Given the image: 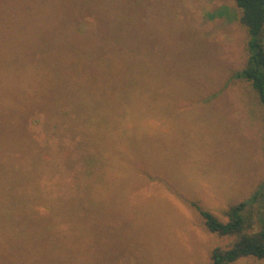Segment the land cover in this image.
<instances>
[{"label":"rangeland","instance_id":"1","mask_svg":"<svg viewBox=\"0 0 264 264\" xmlns=\"http://www.w3.org/2000/svg\"><path fill=\"white\" fill-rule=\"evenodd\" d=\"M240 17L235 0H0V264H212L231 237L193 203L224 221L264 183ZM250 211L259 230L264 199Z\"/></svg>","mask_w":264,"mask_h":264},{"label":"trees","instance_id":"2","mask_svg":"<svg viewBox=\"0 0 264 264\" xmlns=\"http://www.w3.org/2000/svg\"><path fill=\"white\" fill-rule=\"evenodd\" d=\"M241 9V23L246 27L248 58L244 68L235 71L233 78L250 82L264 106V0H235ZM264 199V183L260 184L251 200H244L230 206L225 212L227 220H221L214 213L193 203L204 218L209 230L221 236L231 237L226 246H216L212 250V264H230L242 257L264 258V219L259 230L254 227V213L246 210ZM261 202H259L260 204Z\"/></svg>","mask_w":264,"mask_h":264}]
</instances>
